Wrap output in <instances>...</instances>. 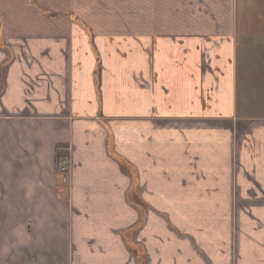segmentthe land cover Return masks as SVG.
I'll return each instance as SVG.
<instances>
[{
    "label": "crops",
    "instance_id": "1",
    "mask_svg": "<svg viewBox=\"0 0 264 264\" xmlns=\"http://www.w3.org/2000/svg\"><path fill=\"white\" fill-rule=\"evenodd\" d=\"M236 4L0 0V264H138L133 228L146 264H264V24Z\"/></svg>",
    "mask_w": 264,
    "mask_h": 264
},
{
    "label": "rangeland",
    "instance_id": "2",
    "mask_svg": "<svg viewBox=\"0 0 264 264\" xmlns=\"http://www.w3.org/2000/svg\"><path fill=\"white\" fill-rule=\"evenodd\" d=\"M238 1H239V3H238ZM236 12H237V21L239 22L240 28H242V23L245 20L248 21L250 24L253 22L254 28H257L256 26L261 28V24H264V0H237ZM255 22L257 23V25L255 24ZM247 27L250 28L251 26H247ZM254 32H255V30L253 29V26H252V30L248 31L247 33H254ZM253 36H258V34L254 33ZM241 41H242V39H241ZM261 43H263V42L261 41ZM261 43H260V45H261ZM261 60H262V57H259L256 59L251 58V60L247 59V66L250 68L257 67L258 61L261 62ZM66 168H67L68 174L65 177L67 178V181H68L69 172H70V162L67 163ZM62 177H63V175L58 176V178H59L58 179L59 180L58 186L59 185L63 186L65 184L62 181ZM130 233H132V232H130ZM130 233L127 234V235H129L128 236L129 239L132 238V234H130ZM129 252L131 254H133V252L131 250H129Z\"/></svg>",
    "mask_w": 264,
    "mask_h": 264
},
{
    "label": "trees",
    "instance_id": "3",
    "mask_svg": "<svg viewBox=\"0 0 264 264\" xmlns=\"http://www.w3.org/2000/svg\"><path fill=\"white\" fill-rule=\"evenodd\" d=\"M56 16V15H53ZM69 149L68 148H58L56 151V172L58 176H62V172H61V163L64 162L65 160H69ZM123 164L124 162L121 161ZM126 165V164H124ZM136 230V228L131 229L129 231H126L123 233V237L125 240V243L127 244V246L129 247V249L135 253V255L137 256L138 259V264H146L145 262V255L143 254L142 250L140 249L139 246H136L134 244L133 241V235H134V231ZM132 232V233H130ZM128 233L132 234V238H128L129 235H127Z\"/></svg>",
    "mask_w": 264,
    "mask_h": 264
},
{
    "label": "built area",
    "instance_id": "4",
    "mask_svg": "<svg viewBox=\"0 0 264 264\" xmlns=\"http://www.w3.org/2000/svg\"><path fill=\"white\" fill-rule=\"evenodd\" d=\"M69 161L68 160H65L64 162L61 163V172H62V181L63 183H66L67 182V178L65 177L68 173H67V168H66V165Z\"/></svg>",
    "mask_w": 264,
    "mask_h": 264
}]
</instances>
